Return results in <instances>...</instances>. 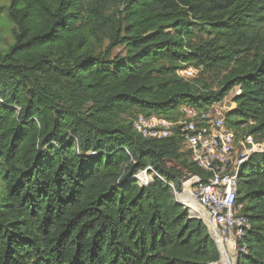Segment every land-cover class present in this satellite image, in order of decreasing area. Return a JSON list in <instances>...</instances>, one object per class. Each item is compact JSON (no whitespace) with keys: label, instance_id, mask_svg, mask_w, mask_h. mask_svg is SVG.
Returning a JSON list of instances; mask_svg holds the SVG:
<instances>
[{"label":"trees","instance_id":"1","mask_svg":"<svg viewBox=\"0 0 264 264\" xmlns=\"http://www.w3.org/2000/svg\"><path fill=\"white\" fill-rule=\"evenodd\" d=\"M7 10L0 264L219 261L205 222L172 187L209 175L180 131L146 139L133 124L238 89L227 124L264 143V0H11ZM189 67L194 78L178 74ZM237 205L249 222L240 264H264V152L240 170Z\"/></svg>","mask_w":264,"mask_h":264},{"label":"built area","instance_id":"2","mask_svg":"<svg viewBox=\"0 0 264 264\" xmlns=\"http://www.w3.org/2000/svg\"><path fill=\"white\" fill-rule=\"evenodd\" d=\"M197 73L194 67L178 71L186 79L194 78ZM235 105L225 99L205 108L184 104L179 107L176 119L140 114L133 124L134 130L146 139H163L180 131L191 161L209 175L204 180L198 174H189L182 181V189L172 187L176 199L193 209L190 214L205 222L216 241L221 258L212 264H240L241 255L248 252L247 246L240 243L249 222L239 213L237 205L238 176L253 152H264V143H256L253 137L242 136L228 126L226 116ZM150 169L137 173L141 185H149L152 180L148 176ZM188 183L190 197L204 214L182 199Z\"/></svg>","mask_w":264,"mask_h":264},{"label":"rangeland","instance_id":"3","mask_svg":"<svg viewBox=\"0 0 264 264\" xmlns=\"http://www.w3.org/2000/svg\"><path fill=\"white\" fill-rule=\"evenodd\" d=\"M10 2L11 0H0V51L1 52H6L9 49V47L14 43V36H13L14 23L9 18L8 10H7V6L10 4ZM237 91L238 89L234 90L231 94H229V96L225 98V100L229 104H231L232 97ZM238 151H240L239 147H238ZM148 176L150 177L151 180L152 179L151 175L148 174Z\"/></svg>","mask_w":264,"mask_h":264},{"label":"bare ground","instance_id":"4","mask_svg":"<svg viewBox=\"0 0 264 264\" xmlns=\"http://www.w3.org/2000/svg\"><path fill=\"white\" fill-rule=\"evenodd\" d=\"M189 187H186L185 188V192H184V195H189ZM184 201H186L188 204H190L194 210L197 212H200L201 214H204V212L202 211V209L197 205V203L190 197L189 195V198L188 199H185V198H182Z\"/></svg>","mask_w":264,"mask_h":264},{"label":"water","instance_id":"5","mask_svg":"<svg viewBox=\"0 0 264 264\" xmlns=\"http://www.w3.org/2000/svg\"><path fill=\"white\" fill-rule=\"evenodd\" d=\"M177 201H178L179 203L183 204L185 207H187V208L189 209V211L193 210L190 206L186 205V204L183 203L182 201H179L178 199H177ZM191 216H192V217H196V216H193V215H191Z\"/></svg>","mask_w":264,"mask_h":264}]
</instances>
